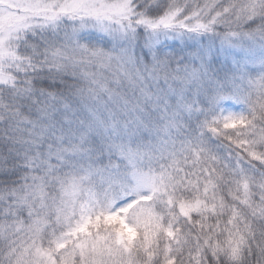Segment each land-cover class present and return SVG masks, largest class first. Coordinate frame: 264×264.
<instances>
[{"label": "snow or ice", "instance_id": "1", "mask_svg": "<svg viewBox=\"0 0 264 264\" xmlns=\"http://www.w3.org/2000/svg\"><path fill=\"white\" fill-rule=\"evenodd\" d=\"M0 264H264V0H0Z\"/></svg>", "mask_w": 264, "mask_h": 264}]
</instances>
